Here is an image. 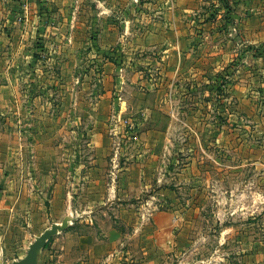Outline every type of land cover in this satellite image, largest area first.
<instances>
[{
    "label": "rangeland",
    "instance_id": "rangeland-1",
    "mask_svg": "<svg viewBox=\"0 0 264 264\" xmlns=\"http://www.w3.org/2000/svg\"><path fill=\"white\" fill-rule=\"evenodd\" d=\"M42 1L37 4L41 3L44 17L57 26L58 0ZM263 1L180 0V9L186 11L178 13L181 61L176 72L160 60L162 47L151 45L136 53L133 68L121 59L122 77L111 73L104 79L100 70L90 72L96 62L89 59L45 58L59 48V42L52 40L53 29L35 31L28 50L35 53L33 66L48 73L39 71L31 80L36 121L18 126L24 133L20 142L26 146L31 140L39 141L42 147L47 139L46 148L62 143L69 149L77 135L84 166H94L87 142L93 126L99 125L91 123L89 116L105 87L113 92L117 87L118 94L112 97L117 98L118 108L104 126L111 152L95 158L98 174L105 177L111 169L109 181L112 176L115 181L129 178L132 182L139 173V182L146 185L137 199L127 201L126 220L120 218L117 203L95 206L91 223L81 222L73 209L77 219L60 232L68 236L54 245L51 238L40 264L85 261L88 255L75 245L77 236L89 234L99 240L101 231L110 228L121 233L123 248L134 260L129 264H264V74L259 70L264 69V41L250 42L258 31L251 26L264 22ZM141 2L147 5V10H141L158 18L156 0L135 3L140 7ZM252 6L260 8L251 11ZM7 29L0 28V37ZM259 32L264 33V26ZM63 99L68 104L75 99L82 103V122L57 123L60 112L64 113ZM65 111L70 116L80 114L70 112L69 106ZM44 118L53 120L43 122ZM154 130L163 134L159 154L145 146L146 138L153 139L146 133ZM54 158L57 162L59 155ZM85 194L84 187L77 190L74 208L83 209L78 201L86 199ZM163 210L175 215L160 250L155 247L152 216ZM63 244L65 251L59 248Z\"/></svg>",
    "mask_w": 264,
    "mask_h": 264
},
{
    "label": "crops",
    "instance_id": "crops-1",
    "mask_svg": "<svg viewBox=\"0 0 264 264\" xmlns=\"http://www.w3.org/2000/svg\"><path fill=\"white\" fill-rule=\"evenodd\" d=\"M136 1L58 0L60 20L57 27L44 17L42 12V5L46 4L44 1L39 5L37 4L39 0L37 3L31 0H0V28H9L7 29L9 32H1L0 37V49H6L5 52H0V264H8L13 259L21 257L31 242V237L45 229V223L49 219L60 221L73 209L81 218V222L84 220L91 223L92 210L95 206H111L117 203L120 206V218L126 220L125 215L130 213L127 201L131 200V197L137 199L139 192L146 187L139 182L141 179L139 173L132 177V182H129V178L115 181L112 176L109 181L111 169L105 177L98 174L95 158L111 152L110 138L104 126L108 125L110 114L118 108L117 98L112 97V94H118L117 87L114 92L108 87L105 89L103 87L104 91L98 96L97 105L92 108L94 111L89 116L91 123L99 125L93 126L94 132L88 134L90 138L87 142L93 150L91 162L94 166H84L81 160L83 154L79 146L80 139L77 135L73 136L75 142L71 143L69 149L62 147V143L51 149L46 148L47 139L44 140L42 147L37 145L39 141L33 140L23 146L24 142L20 140L24 138V133L18 129L19 125H29L36 121L32 113L36 96L31 80L39 71L45 70H38L33 66L35 53L33 49L28 48L38 29H53L51 33L55 34V37L52 40L59 42L60 49L49 51L44 55L45 58L89 59L96 62L93 68H90V72L98 73L100 70L104 79H108L111 73L122 77L121 59L123 58V61H127L133 68L136 53L151 45L162 47L160 60L169 64L174 72L178 70L181 61L178 13L186 9H180V0H156L154 4V10L158 14L156 18L153 14L150 16L141 10V8L147 10L145 2H141L142 5L139 7ZM262 6L264 8V1ZM71 7L74 9L71 10ZM259 8L252 6L250 10L258 11ZM65 11L66 13L68 11L67 17ZM74 26L76 27L72 32ZM263 26L264 22L251 26V30L258 31L255 37L251 36L253 41L250 42L264 41L263 35L260 34L263 32H259ZM14 27L17 30H13ZM68 27L70 34H67ZM65 29L66 31H63ZM81 29L86 34L81 35ZM251 55L254 58L260 57L252 53ZM112 60H116L119 65ZM97 65L100 67L97 68ZM259 70L264 74V69ZM68 106L70 112L75 113L76 110L81 111L82 103L75 99L70 100L68 104V101L63 99L60 107H64V113L60 112L56 119L57 123L61 125L69 121L77 125L78 122H82L83 113L70 116L65 111ZM98 108L101 109L99 112ZM43 120L51 122L53 119ZM3 124L8 126L3 129ZM100 124L103 132L100 131ZM61 134L60 131L59 136ZM146 134L153 136V139L149 141L146 138L148 142L145 146L159 154L162 151L160 142L163 140V134L155 130ZM57 155L59 158L56 162L54 157ZM140 156L141 154H138L136 157ZM125 171L128 173L129 168ZM81 187L85 189L86 199L78 201L79 204H83V209H77L74 208L72 199ZM174 215L170 210H163L152 216L156 226L152 233L155 247L158 245L160 250L164 233H168L165 230L174 224ZM40 228L41 231H36ZM101 234L99 240L90 237L89 234L77 236L75 245L88 255L85 261L78 264H129L134 261L128 256L129 251L123 248L122 235L119 231L110 228L107 232L101 231ZM67 236L63 233L52 237V244ZM65 246L60 245V250L65 251ZM152 257H149V261Z\"/></svg>",
    "mask_w": 264,
    "mask_h": 264
},
{
    "label": "water",
    "instance_id": "water-1",
    "mask_svg": "<svg viewBox=\"0 0 264 264\" xmlns=\"http://www.w3.org/2000/svg\"><path fill=\"white\" fill-rule=\"evenodd\" d=\"M75 219H77V215L70 213L65 215L60 221H52L48 227L33 237L21 257L13 259L8 264H40V256L47 243L53 236L67 229Z\"/></svg>",
    "mask_w": 264,
    "mask_h": 264
},
{
    "label": "trees",
    "instance_id": "trees-1",
    "mask_svg": "<svg viewBox=\"0 0 264 264\" xmlns=\"http://www.w3.org/2000/svg\"><path fill=\"white\" fill-rule=\"evenodd\" d=\"M47 246V245H46Z\"/></svg>",
    "mask_w": 264,
    "mask_h": 264
}]
</instances>
